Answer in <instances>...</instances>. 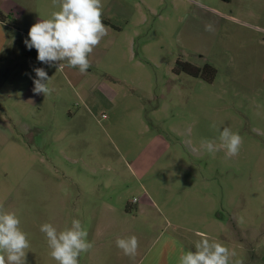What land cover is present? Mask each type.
<instances>
[{
	"label": "rangeland",
	"instance_id": "obj_1",
	"mask_svg": "<svg viewBox=\"0 0 264 264\" xmlns=\"http://www.w3.org/2000/svg\"><path fill=\"white\" fill-rule=\"evenodd\" d=\"M102 4L108 33L87 72L70 67L40 115L0 119V206L27 234L26 264H57L40 226L62 231L73 219L94 242L79 264L133 258L116 239L135 235L141 249L166 220L165 232L190 243L193 230L224 234L239 260L237 239L264 242V0ZM178 60L213 66L215 79L174 73ZM13 84L3 68V104ZM224 127L242 137L234 157L201 147L219 145ZM102 219L117 230L106 233Z\"/></svg>",
	"mask_w": 264,
	"mask_h": 264
},
{
	"label": "clouds",
	"instance_id": "obj_2",
	"mask_svg": "<svg viewBox=\"0 0 264 264\" xmlns=\"http://www.w3.org/2000/svg\"><path fill=\"white\" fill-rule=\"evenodd\" d=\"M60 9L53 11L49 19H41L34 23L24 41L28 49L35 48L37 60L53 67L58 63V70L67 66L78 68L86 73L91 62L89 55L107 35L108 29L103 23L102 0H52ZM36 79L33 80L35 94L49 96L54 89L48 86L49 78L44 68L34 69ZM215 128V125H212ZM219 145L213 140H202L201 147L209 153L220 149L226 150L228 157L238 155L242 145V137L230 128L224 127L219 134ZM40 231L46 235L50 256L57 264H79L81 253H87L94 247L90 242L87 229L81 220L73 219L71 227L58 231L51 223H43ZM196 243L195 251H183L179 264H230V257L235 253L219 242H209L204 234ZM116 247L125 255L134 256L139 241L135 235L117 238ZM30 247L27 234L20 228V220L13 212L5 211L0 206V264H26V249Z\"/></svg>",
	"mask_w": 264,
	"mask_h": 264
},
{
	"label": "crops",
	"instance_id": "obj_3",
	"mask_svg": "<svg viewBox=\"0 0 264 264\" xmlns=\"http://www.w3.org/2000/svg\"><path fill=\"white\" fill-rule=\"evenodd\" d=\"M112 2H116V0H112ZM59 9V4L53 5L52 0H0V12L8 16L5 21L0 20V71H3L4 68V83H14L13 89L4 91L8 102L3 104L0 101V119L5 121L22 119L25 111L30 110V112L33 111V113L40 115L44 110L51 108L49 96L45 97L44 94L33 92V80L37 77L31 69L35 63H40L35 68H44L51 78L47 82L50 88H53V83L69 82L70 67L67 73L62 72V78L57 79L54 72L55 66L49 67L47 64L38 61L36 49H28L24 43L29 38L28 32L34 23L41 19H49L51 13ZM105 25L108 27L107 24ZM130 48L132 49V42ZM63 62L67 61L61 63ZM63 69L65 70V68ZM26 83L29 84L25 86ZM145 201H150L148 192L145 194ZM127 215L129 216L128 213ZM165 222L166 229L171 227L168 220ZM218 222L223 223L221 220ZM99 225L103 226L106 233L117 230L116 224L112 220L102 219ZM166 229L164 230L166 231ZM165 231L149 239L146 247L138 249L133 258L125 257L120 264H179L182 250L195 251L196 243L202 238L198 235L200 233L204 234L206 238L208 236L214 241H221L224 245L226 243L230 245L231 240L222 233L211 236V234L201 230H193L194 237L190 243ZM258 240L259 236L253 239L251 243L250 240L245 241V238L237 239L235 246L243 254L239 260L233 261L230 258L231 264H264V242L254 245ZM118 251L121 250L118 249ZM121 255L125 254L121 253Z\"/></svg>",
	"mask_w": 264,
	"mask_h": 264
},
{
	"label": "trees",
	"instance_id": "obj_4",
	"mask_svg": "<svg viewBox=\"0 0 264 264\" xmlns=\"http://www.w3.org/2000/svg\"><path fill=\"white\" fill-rule=\"evenodd\" d=\"M6 19H8V16L0 12V20L5 21ZM173 72L176 74L184 72L193 77H200L207 82H213L216 76V69L209 64H205L203 67H198L192 63L181 60L176 62Z\"/></svg>",
	"mask_w": 264,
	"mask_h": 264
}]
</instances>
